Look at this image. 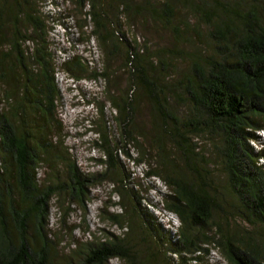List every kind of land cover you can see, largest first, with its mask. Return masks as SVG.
Segmentation results:
<instances>
[{
    "label": "trees",
    "instance_id": "1",
    "mask_svg": "<svg viewBox=\"0 0 264 264\" xmlns=\"http://www.w3.org/2000/svg\"><path fill=\"white\" fill-rule=\"evenodd\" d=\"M77 3L92 22L102 69L90 70L78 56L59 62L40 0H0V264H55L59 249L47 228L52 197L67 194L85 203L88 187L121 163L119 152L134 164L148 162L144 173L165 184L164 206L180 220L177 228H163L123 166L132 210L113 213L111 219L123 226L122 219L132 216L129 233L135 223L144 239L170 256L162 264H192L212 247L229 264H264V234L256 235L264 233V140L259 134L264 131V0ZM125 26L139 27L140 36L127 35ZM156 37L167 43L158 44ZM62 65L75 77L88 71L84 77L116 87L108 98L120 113L114 117L126 142L124 147L101 144L102 161L109 166L104 173H85L64 148L57 78ZM120 70L129 74L126 88L118 86ZM178 70L175 89L182 91L175 95L168 79ZM144 101L151 105L150 134L136 123ZM139 129L145 144L138 142ZM253 141L262 147L256 149ZM129 144L143 150L140 156H133ZM209 146L218 152L216 163L226 172L234 203L215 185L216 169L208 168L204 154ZM45 162L52 168L47 181L39 175ZM58 166L65 167L66 178ZM238 217L255 229L244 231L239 222L232 228ZM88 250L84 264H108L116 257L124 264H144L128 236Z\"/></svg>",
    "mask_w": 264,
    "mask_h": 264
},
{
    "label": "rangeland",
    "instance_id": "2",
    "mask_svg": "<svg viewBox=\"0 0 264 264\" xmlns=\"http://www.w3.org/2000/svg\"><path fill=\"white\" fill-rule=\"evenodd\" d=\"M40 5L43 11L50 17V29L52 49L62 63L73 56H78L90 70L94 68L102 69L104 66L103 52L100 49L98 40L92 33V22L87 15V11L77 0H40ZM132 25H136L133 24ZM133 28V27H132ZM125 32L131 37L140 36L141 29H130L125 26ZM136 34H135V33ZM141 40V39H140ZM158 44L167 43L166 40H161L156 37ZM168 42H171L170 40ZM183 47V46H181ZM185 47V46H184ZM115 67L122 63L119 62V55L115 57ZM179 67H184L179 64ZM74 72V71H73ZM72 70L68 71L65 65L60 67V72L57 74L61 86V99L59 100V110L63 118V132L65 135L64 148L70 153L72 159L78 161V166L87 174L104 173L109 169L102 159L105 158L104 147L119 143L124 147L126 142L123 134L122 126L119 120L116 122L114 114L120 113L112 110L108 95L112 93L116 87L109 88L108 83L104 79L95 80L88 76L90 72L83 73L84 76L75 77ZM117 83L121 88H126L129 82V74L124 70L118 71ZM181 79L180 72L175 77L168 79L170 88H173L172 93L178 94L182 90L175 89ZM108 85V86H107ZM177 91V92H175ZM118 94L119 91L115 90ZM178 107H183L184 104L175 101ZM105 108V110H104ZM104 110V113L102 112ZM151 105L144 101L139 109L136 123L145 126L142 132L150 134L153 125H150ZM139 128V127H138ZM138 136L139 143H146V138ZM137 134V135H138ZM259 134L264 140V131ZM256 149H260L262 144L251 142ZM129 148L133 156H140L142 149L136 148L133 144ZM63 150V149H62ZM64 150V151H66ZM138 151V153H137ZM68 154V153H67ZM208 162V168L216 169L214 175L215 185L226 195L229 202H235L229 197V185L225 170L216 163L218 152L213 146L206 148L204 152ZM121 163L110 168L108 177L97 184L89 186V197L86 199V204L80 201H73L70 195L57 194L54 195L50 202V211L48 218V234L51 240L59 249V257L55 264H84L88 255L85 250L88 247H96L99 243L106 242L109 238L121 237V239L129 237L133 249L139 252L137 256L139 261L144 264H162V259L165 258L164 250L159 251V248L152 243L150 238L144 239V235L140 234L139 229L135 226V230H131V219L127 215L120 223L111 219L113 213L130 214L132 210L130 194L126 189H129L128 182L124 179L125 166L126 171L132 172V185L137 191V194L143 199V204L146 205L153 216L158 219L163 228H177L180 225V220L174 214L170 213L164 206L165 193L167 187L160 180L151 179L144 173L149 169L148 162L143 165L134 164L133 161L118 153ZM145 158V157H144ZM263 163L264 160L262 159ZM214 166V167H213ZM39 170V175L43 176L45 181L51 180L52 168L48 163H43ZM61 171L62 178H66L65 167L58 166ZM66 180V179H65ZM131 187V186H130ZM236 222L240 223L238 228L247 231V228L254 230L255 226L243 221L240 217L238 220H232V228H237ZM262 228V227H261ZM175 230V229H174ZM257 227L255 232H259ZM164 233H166L164 231ZM263 235L260 231L256 235ZM149 237V236H148ZM160 253V254H159ZM167 257V256H166ZM170 257V256H169ZM167 257L169 260L170 258ZM125 261L116 257L108 262V264H124ZM192 264H229L222 256L219 250L213 247L207 253L201 255L198 261H193Z\"/></svg>",
    "mask_w": 264,
    "mask_h": 264
}]
</instances>
